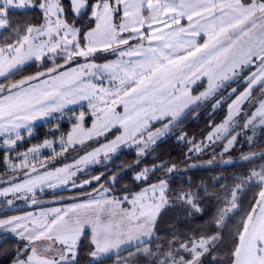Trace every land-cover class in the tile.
Returning <instances> with one entry per match:
<instances>
[{"label":"snow or ice","instance_id":"obj_1","mask_svg":"<svg viewBox=\"0 0 264 264\" xmlns=\"http://www.w3.org/2000/svg\"><path fill=\"white\" fill-rule=\"evenodd\" d=\"M30 10L39 11L40 23L14 22L15 14ZM4 32L10 34L0 45V144L4 149L15 151L23 139L21 129L30 135L33 121L55 118L53 113L62 114L68 105L81 101H87L91 110L92 127H83L85 113L81 112L67 140H61V153L53 150V159L69 147L83 146L86 140L112 129L122 130L73 165L54 170L41 164V171L29 159L38 155L41 147H51V142L18 153L19 165L13 163L10 168L22 170V178L7 181L9 186L0 189V196L12 195L37 206L41 203L38 193L68 184L76 175L73 168L99 163L101 154L110 160L122 146L134 145L137 160L127 168L138 166L139 157L175 126L193 100L210 95L224 81L241 76L252 66L256 70L246 77L245 92L229 106L228 119L207 139H220L221 134L229 133V122L239 105L250 98L254 87L264 90V0H68L67 5L64 0H0V34ZM98 53L116 59L97 64L93 58ZM79 58L84 63H79ZM29 63H39L40 69L11 81ZM201 77L207 78L208 90L193 98L188 85ZM257 117L264 125V99L244 127L254 126ZM154 122L163 123V127L152 131ZM235 140L233 136L225 150ZM10 159L6 157V161ZM163 168V163L143 168L132 179L147 183L150 173ZM175 170L176 165H172L165 175ZM120 178L119 172L114 173L111 183ZM89 183L85 180L79 187ZM253 184L260 188L258 199L240 222L228 260L230 264H264V166L252 170L224 196L214 233L192 234L183 240L173 237L167 250L161 245L155 250L147 246L154 239L159 210L168 203L166 179L135 194L109 196V190L103 189L67 207L0 219V243L10 236L26 242L16 248L13 264H79V244L90 229L93 248L89 264H101L102 258L118 253L122 246H135L156 264H218L215 253L224 243L221 230L225 220L240 212V196L245 186ZM72 186L77 187L75 181ZM177 199L201 211L193 193H180ZM6 202L11 206L14 200ZM44 241L47 245L38 248L37 242ZM208 256L212 259H206Z\"/></svg>","mask_w":264,"mask_h":264},{"label":"trees","instance_id":"obj_2","mask_svg":"<svg viewBox=\"0 0 264 264\" xmlns=\"http://www.w3.org/2000/svg\"><path fill=\"white\" fill-rule=\"evenodd\" d=\"M64 3L67 5L68 0H64ZM13 20L20 23H40L42 17L38 10H30L23 15L15 14ZM9 35L8 32L0 34V45ZM108 57V55H99L96 59L103 62ZM38 69H40L39 63H29L24 66L22 71L13 75L11 81L34 75ZM236 86H238L236 92L221 101L220 106L213 113H211L213 103H209L202 110L196 109L190 112L182 120L176 133L152 145L144 155L139 157L140 163L138 166L131 169L127 168V165L135 164L137 152L134 146H123L113 155L107 165H101L93 169L92 174L103 173L99 180L91 183L88 187L76 191L47 192L45 195L46 200L51 197L57 198H51L50 203L46 201L39 206L44 207L48 204L71 202L76 199L74 198L76 194L91 192L92 190L105 187L109 188V194L111 195L120 196L128 192L135 193L148 184L157 183L160 179H166L169 182V189L166 194L168 203L161 208L158 214L154 226V239L149 247L155 250L157 245H161L163 249L167 250L169 247L168 241L172 240L173 237H180L183 240L192 234L198 236L214 233L216 231L215 217L218 209L223 205L224 196L226 194L230 195L240 180L246 178L252 170L259 171L264 166V155L261 157L253 155L250 160H245L243 157L232 158L233 162L230 164H223V161L214 164L211 159L213 155L206 154L207 149L203 148L198 152L193 151V147L198 143L203 145L204 141L202 140L214 125L226 117L231 100L245 86V83H240ZM63 125L64 128L67 127L65 123ZM37 129L38 131L40 130L41 136H44V125L37 126ZM107 139H110V137H107ZM102 142L105 141H99L95 145H100ZM95 145H92V147ZM4 158L5 150L0 147V172L5 168ZM161 163L164 164V168L156 171L155 174L150 173L147 183L133 181L132 177L139 170L152 168L153 165ZM172 165H176V170L171 174L165 175L166 169ZM117 172L120 173L121 178L117 183L112 184L111 177ZM259 191L260 188L255 184L251 187L245 186L244 192L240 196V212L231 215L230 219L226 218L225 226L221 230L224 243L219 246V250L215 253L218 264H230L228 256L232 249L234 235L240 226L242 218L251 210L255 200L258 199ZM74 192L77 193L72 194ZM188 192L196 196L201 211L197 212L177 199L180 193ZM39 198H41L40 195ZM32 208L34 207L22 206L0 211V218ZM25 243L24 241H18L17 238H11V236L5 243H0V264H13L16 248H22ZM176 246L175 244L173 245V247ZM90 250L91 246L84 248L79 264H89L90 258L88 255ZM115 259L116 256L103 259L101 264L113 262ZM206 259L211 260L212 257L208 256ZM142 264H156V262L152 257L146 256Z\"/></svg>","mask_w":264,"mask_h":264},{"label":"rangeland","instance_id":"obj_3","mask_svg":"<svg viewBox=\"0 0 264 264\" xmlns=\"http://www.w3.org/2000/svg\"><path fill=\"white\" fill-rule=\"evenodd\" d=\"M117 22H119V17H117ZM184 23L186 24L187 22L184 21ZM99 55H102V56L108 55L109 57L107 58L106 61L101 62L96 59ZM93 59L95 63L103 64L107 61L115 60L116 57L110 54H106V53H98ZM78 62L84 63L83 58H79ZM61 63H63L62 60H61ZM72 66H75V63ZM255 70H256L255 66H252L250 70H246L241 76L231 78L228 81H224L223 84L220 87H218L214 92H212L210 95L206 97H201V99L199 100H193L192 103H190L186 108H184L175 126L170 127V130L167 131L164 135H162L159 139H157L156 143L163 141L169 135L176 133L179 129V126L182 120L190 112L196 109L202 110L209 103H213L212 112H211L213 113V111H215V109H217L220 106L221 101H224L226 98H228L230 95L236 92L237 87H238L236 85H239L240 83L246 84V77L249 76L251 72ZM1 79L3 78H0V80ZM104 84L105 86H107V80H105ZM244 87L245 86H243V88L239 91V93L237 92L238 94L236 93L237 95L235 94L236 96L231 100L230 105H232L233 102L236 101L237 97L240 95ZM260 88L258 90H255L254 95H252L249 99L243 101L239 105L238 112L233 113L232 119L229 122V128H230L229 133L221 134L220 139H216L215 137H213V140L211 141L207 139L209 134L212 133L217 126L223 124L225 120L228 119L229 117V107H228L226 117L221 122H218L216 125H214V127L210 130V132L202 140L204 141L203 145L202 143H198L195 147H193V151L198 152L202 150L203 148L207 149L206 154L213 155L211 159L214 164L222 162L226 158H241V157L253 156V155L257 157H261L262 156L261 154L264 153V125L260 124L259 117H257L254 123V126L249 125L247 128L244 127L246 121L248 119H251L252 114L254 113V112L253 113L250 112L253 108L254 102H256L257 99L262 94L261 92L262 89ZM233 89H235V91H233ZM207 90H208V80L206 77H201L199 80L188 85L189 95L193 98L200 97L201 94L206 92ZM221 93H225V94H221ZM260 98L262 99L264 97H260ZM117 111L122 112L123 109L118 108ZM81 112L85 113L83 127L85 129L91 128L92 123H93V117L91 115V110L88 107L87 101H81L77 104L68 105L67 108L63 110L62 114L53 113V117L55 118L46 117V118L37 119L36 121H33L31 123L32 130H31L30 135L27 129H21L23 139L17 143L15 151L8 152L6 149L3 148L2 144H0V147L5 150V158H4L5 168L2 172H0V189L7 188L9 186L7 181L12 179L13 177L22 178V170L17 168V171L14 172L10 168V165L13 163L19 165L20 161L19 159H17L18 153H25L28 151L29 148H32L34 146H42L44 145L46 141L51 142V147H47V148L41 147L39 154L35 155L34 157L30 156L29 159H32L35 166L41 171L44 170L43 168H41V164H44L48 170H54L55 168L64 167V165H73L77 160H79L87 152L93 151L95 148L100 147L101 145L114 139L115 136L121 134L122 130L117 131L116 129H112L110 133H107L104 136L96 137L93 140H86L83 146L77 145L76 147H69L67 152H64L62 155H57L55 159H53V155H54L53 150L55 151V153H61L62 151L61 140L62 139L65 141L67 140L68 134L72 132L73 127L77 124L78 117ZM64 123L67 125V127L65 125L66 128H64V125H63ZM39 125H44V128H45L44 136H41L40 130L38 131L37 129V126ZM162 127H163V123L154 122L152 126V131H155L156 128H162ZM233 136L236 137L235 142L231 146H229L227 150H225V146L228 145V141ZM107 137H110V139L106 140ZM249 137L252 138L251 141H249ZM2 139L3 138H0V141H2ZM145 139H147V134H145ZM99 141H105V142H102L100 145H95ZM92 145H95V146L92 147ZM152 145L154 144L149 145V147L145 150V153L149 150V148ZM197 148H199V150H197ZM115 154H111L112 157ZM6 157H11V159L6 161ZM97 159L100 161L99 163H95V164L90 163L87 165L81 164L79 166V169L73 168V171L76 172V175L72 177V179L68 182V184L58 185L56 189L45 188L43 193H38L37 199L41 202L40 205L44 204L46 201L50 203L51 198L53 199L57 198V197H51L48 200H46L45 195L47 194V192L57 193V192L65 191V190L76 191L78 189H81L79 185H81L83 181L85 180H89L91 181V183L96 182L97 180L93 179V177H96V176L101 177V174H96V175L92 174L93 169L100 167L101 165H107V163H109V161L111 160V159L105 160L103 157V154H101ZM26 170L27 169L23 171H26ZM73 181H75L77 187L72 186ZM91 183L84 185L82 188L88 187L89 185H91ZM103 189L109 190V188L105 187V188H99L96 190H92L91 192H85V193L81 192L79 194H76L77 192H74L72 194H76L74 195V198H76L75 200L71 202H67V203L59 202L55 204H48L44 207L33 205L30 203V201H26L23 198L16 199L12 195H9L8 197L0 196V211L11 210L15 207H22V206L34 207L27 211L1 217L0 219H4L10 216H23L29 212L33 214H38L41 211H47L49 208H53V207H67L73 203L82 202L83 200L87 199L89 194L96 195L97 193L103 191ZM135 193H132V194H135ZM125 194L126 193L121 194L120 196H117V197H122ZM39 195L41 196V198H39ZM108 195L116 196V195L109 194V192H108ZM7 199H13L14 200L13 205L8 206L6 202ZM124 207L127 208V207H130V205L125 204ZM86 231H87V237L86 238L82 237L81 243L79 244L78 260H80V256L82 255L84 248L87 246H91V250L89 252L88 257L90 258V260L92 259V257L90 256V253L93 248L91 244V231L90 229H86ZM46 245H47L46 241L37 242V247L40 249H43ZM147 246L149 247V245ZM143 247L144 245L140 246L141 249ZM122 249L123 250L119 251L116 254H109L108 256L102 258V260L116 256V259L113 260V262H109L107 264H142L146 257V255H144L142 251L138 253V250L135 246L133 247L122 246Z\"/></svg>","mask_w":264,"mask_h":264},{"label":"crops","instance_id":"obj_4","mask_svg":"<svg viewBox=\"0 0 264 264\" xmlns=\"http://www.w3.org/2000/svg\"><path fill=\"white\" fill-rule=\"evenodd\" d=\"M246 88H247V83L245 84V87H244V89L242 90V92L240 93V95H241L242 93L245 92ZM259 88H260V86H256V87H254V89H253L252 92H251V96L254 95L255 90H258ZM260 89H261V88H260ZM261 92H262V94L260 95V97H264V90H262ZM240 95H239V96H240ZM251 96H250V97H251ZM260 97L257 99L256 102H254L253 108H252V110L250 111L251 113L255 112V111L257 110V108L259 107V102H260V100H261ZM262 99H264V98H262Z\"/></svg>","mask_w":264,"mask_h":264},{"label":"water","instance_id":"obj_5","mask_svg":"<svg viewBox=\"0 0 264 264\" xmlns=\"http://www.w3.org/2000/svg\"><path fill=\"white\" fill-rule=\"evenodd\" d=\"M232 162H233V159L232 158H226L225 160H223V164H230Z\"/></svg>","mask_w":264,"mask_h":264}]
</instances>
